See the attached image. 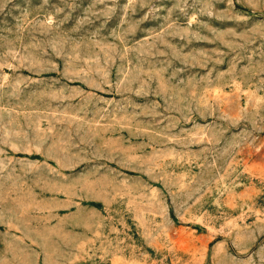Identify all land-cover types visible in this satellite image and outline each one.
<instances>
[{
  "label": "rangeland",
  "instance_id": "obj_1",
  "mask_svg": "<svg viewBox=\"0 0 264 264\" xmlns=\"http://www.w3.org/2000/svg\"><path fill=\"white\" fill-rule=\"evenodd\" d=\"M0 264H264V0H0Z\"/></svg>",
  "mask_w": 264,
  "mask_h": 264
}]
</instances>
